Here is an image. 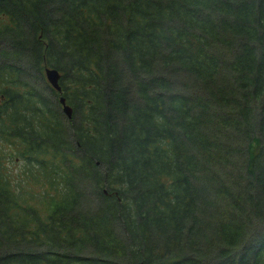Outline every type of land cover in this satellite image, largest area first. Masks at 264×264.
Listing matches in <instances>:
<instances>
[{
	"label": "trees",
	"instance_id": "16d2710c",
	"mask_svg": "<svg viewBox=\"0 0 264 264\" xmlns=\"http://www.w3.org/2000/svg\"><path fill=\"white\" fill-rule=\"evenodd\" d=\"M0 264H264V0H0Z\"/></svg>",
	"mask_w": 264,
	"mask_h": 264
},
{
	"label": "water",
	"instance_id": "95a60500",
	"mask_svg": "<svg viewBox=\"0 0 264 264\" xmlns=\"http://www.w3.org/2000/svg\"><path fill=\"white\" fill-rule=\"evenodd\" d=\"M43 71L45 74V78L49 82V84L55 89H59V85L57 83V79L59 77L58 71L53 67L47 66L44 67ZM59 102L61 104L62 111L68 116L70 113V108L67 104L64 103V98L62 96H59Z\"/></svg>",
	"mask_w": 264,
	"mask_h": 264
},
{
	"label": "rangeland",
	"instance_id": "374dc122",
	"mask_svg": "<svg viewBox=\"0 0 264 264\" xmlns=\"http://www.w3.org/2000/svg\"><path fill=\"white\" fill-rule=\"evenodd\" d=\"M58 93V92H57ZM56 96L58 97V94H56Z\"/></svg>",
	"mask_w": 264,
	"mask_h": 264
}]
</instances>
